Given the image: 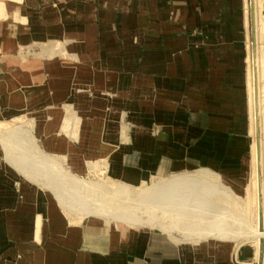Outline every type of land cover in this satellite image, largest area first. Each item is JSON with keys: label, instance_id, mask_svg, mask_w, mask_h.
I'll return each mask as SVG.
<instances>
[{"label": "crops", "instance_id": "0c3cea01", "mask_svg": "<svg viewBox=\"0 0 264 264\" xmlns=\"http://www.w3.org/2000/svg\"><path fill=\"white\" fill-rule=\"evenodd\" d=\"M3 15L0 50L12 55L37 46L35 55L43 59L32 60L30 71L38 80L52 72L58 101L77 82L108 93L109 108L104 103L84 120L79 145L63 139L62 148L52 145L57 134L51 132L47 150L67 154L77 168V156L101 158L102 172L132 184L192 171L202 183V170L230 185L246 178L248 0H3ZM60 41L74 56L79 45L85 61L46 52V43ZM11 79L0 80V113L32 99L26 81L14 86ZM61 113L56 109L50 118L54 128ZM55 200L37 183L14 178L0 160V264H256L251 243L214 228L221 238L200 237L189 212L182 229L169 233L94 217L75 220L77 214Z\"/></svg>", "mask_w": 264, "mask_h": 264}, {"label": "rangeland", "instance_id": "374dc122", "mask_svg": "<svg viewBox=\"0 0 264 264\" xmlns=\"http://www.w3.org/2000/svg\"><path fill=\"white\" fill-rule=\"evenodd\" d=\"M254 11L256 25V21L258 19H256V10ZM262 13L264 15V8ZM3 47H5V45H3ZM36 47L34 46L29 51L26 49H21L22 47H20L13 51L12 55L9 52L3 53L0 50V80L5 79L6 77H8V79L13 78L11 79L13 85H19V83L25 84L27 82L28 84L26 85H30L31 87L26 88L27 90L25 91L27 92L28 97L32 98L29 102V106L26 105L25 107L20 105L17 106L16 109L8 107L2 110L0 113V160H3L4 164L12 168L14 178L21 177L28 180L29 182L37 183L39 187L45 190V192H48L51 196H55V204L58 206V208L68 214H77V217L70 215L72 219L81 220L84 218L94 217L110 225L123 224L125 226H132L120 220V218H114L115 214L120 211L123 212L124 210L130 211L133 208H135V211L147 210L143 206L144 203L149 202L145 201L144 198L145 196L148 197L146 191L159 184L162 178H152L148 182L142 184H132L114 180L106 173L101 171L102 168L99 161L101 158H98L99 160L94 162V159L87 161L82 158L83 156H77V163L82 162V166L77 168L76 166L70 164L72 159H69L67 154L46 149L49 140V137H46V135H50L51 132L57 134L58 137L57 138L53 136L55 139L52 138V145L55 143L57 147L62 148L60 139L72 141L73 143L79 145L80 133L83 130L84 120L93 119L96 117L97 115L95 111L98 110V108L100 109L105 104L106 109L109 108L107 102L108 93L106 94V89H104V93H98L95 91V89H93L92 84H83V82L82 84H79L77 82V84L70 85L68 91L69 94L65 96V100H62L61 102L58 101L61 98H58V93L56 94V97L53 91L56 89V87L54 84V79L52 78V72L40 74L42 78L41 80H38V74L30 71V64L32 63V60L38 61L39 58L41 60L43 59L42 57L35 55V52L38 49V47ZM44 48L49 54L56 56L59 55L67 62L76 60V62L79 63L81 61H85L84 57L79 53V45L76 56L70 54L69 48L71 50V47H69V44H66L64 41L46 43ZM45 60L49 61L45 63V68H49V64H52L50 62L51 59ZM248 63V91L249 97H253L254 91L252 92L250 88L251 85H253V90L257 89V84L256 88L254 84H249L251 68L253 72L251 46L249 49ZM255 82H257L256 78ZM56 109L62 110V116L58 122V126L54 128L50 118L53 117L52 115ZM249 135L250 141H252L253 136L251 134ZM251 158L252 155H250L249 158L250 165L252 166ZM251 166L247 168L246 178H244V180L242 179V181L239 178H236L234 180V185H230L219 175H217L218 177H214L213 175L212 179L214 183L212 184L215 185L204 186L202 183L197 181L195 182L193 180L186 182L187 185L184 183L181 185V187L185 185L184 187L187 190L183 187L178 190L180 195H178L177 192L179 199L175 200L174 202V205L177 203V207H173L172 210H162L160 207L158 208L156 206L157 210L155 209L154 212H161L162 214H160L163 215V217L166 216V219L170 218V220L173 222L181 221L180 223L183 222L181 218L184 219L189 212L191 213V223L195 230H199L198 232L200 237L212 235L214 237L221 238V236L215 233L212 229L214 228L215 230H220L219 223L220 221H227L225 219L227 217L226 215H228V218H231L229 215L234 217L233 215L236 213L238 219L244 217L245 208L243 205L247 203V200H249L251 197L252 200L255 198L251 211L253 213V217H257V221H253V225L256 226L255 228H259L258 198H256L257 194H251V191H249V182L252 177ZM189 174L192 176H197L198 171H192L189 172ZM171 175L166 177H170ZM209 181H211V179ZM80 182L81 184H79ZM75 187H77V189ZM261 187L262 191L264 192V186L261 185ZM187 192L190 193V196L189 199L185 200ZM2 193L4 192L2 191ZM151 196L152 198L156 199L158 205L161 206L163 203H165L164 200H157L156 197L158 196ZM233 196L236 197L235 200L233 199ZM156 201L153 200L149 203L153 202L157 204ZM100 203H103L102 205H105V207L108 206L105 208V214L100 216L95 215V217L94 215H83L78 209L80 206H92L93 204L97 206L100 205ZM169 205L170 204L168 203V206ZM241 207L243 209H241ZM149 211L151 210L149 209ZM157 213L156 215H158ZM78 214L83 216H79ZM218 216L221 217L222 220ZM157 217L159 218L160 216ZM162 219H165V217ZM204 219L205 223L212 228L204 226ZM235 219L236 217L233 219V221H235ZM207 220L209 221L206 222ZM211 220H213V222ZM181 225L182 224H180V226ZM234 225L231 227L233 228ZM133 226L147 228V225L144 224H135ZM180 226H176L175 228L180 229ZM263 227L264 225L262 228ZM205 228L209 229L210 232L208 231L204 233ZM243 229L244 228L241 226H236L234 231H242ZM130 231L137 232L136 230L132 229H130ZM245 239L247 238H239L237 240L238 242L250 243V240ZM176 242L181 244V241ZM251 244H253L254 252L260 249V245L257 249V245L254 243V241L251 242ZM255 256V261L257 264L259 255L256 254Z\"/></svg>", "mask_w": 264, "mask_h": 264}, {"label": "bare ground", "instance_id": "6f19581e", "mask_svg": "<svg viewBox=\"0 0 264 264\" xmlns=\"http://www.w3.org/2000/svg\"><path fill=\"white\" fill-rule=\"evenodd\" d=\"M254 5H255V7H254ZM263 8H264V0H254V3H253V0H249L250 36H251V13H252V28H253V39H254L253 46H252V38H251V42H250L251 52H252L253 72H252V68H251V77L249 79V84H254L255 88H256V84H257V89L253 90V85H251V88H250L252 90V92L254 91V96L250 97V110H251L250 134L253 136V139L251 141V155H252L251 173H252V177H251L250 182H249L250 183V185H249L250 190L249 191H251V194H257L256 198H258V224H259V228H255L256 226L253 225L254 224L253 221H257V217H253V213L251 211L252 206L254 205V201H255V198H254V200H252L251 197H250L251 200L250 199L247 200V203L244 204V202H243V204H244L243 206L245 208V213L244 212H242V213H244V215H245L244 217H241L240 219H238L236 216L235 221H233L234 218L232 216L229 215V217H231L229 219L228 215H226L227 216L226 218L224 215V218L227 221L224 220L225 222L220 221V223H219L220 224V231L219 232L222 236L230 237L229 235H233V236L235 235L236 238H247L245 240H250V243L254 241V243L257 245V249L260 245V249L256 250V254L259 255L258 260H260V258H261L262 264H263V258H264V227L262 228V226L264 225V192L262 191V187H261V185L264 186V15L262 13ZM254 10H256V15H257L256 19H258L256 21V25H255V11ZM255 78H256L257 82H255ZM257 90H258V94H257ZM201 172L203 174H205V176H206L202 182V184L204 186L215 185V184H210L211 181L210 182L208 181L209 179L213 178V174H211L210 171L202 170ZM187 176L189 179L191 178V180H193V178H199L200 179V177L192 176L191 174H187V173H185L184 175L175 174V175H172L168 178L162 179L159 184L151 187L150 189H148L146 191V194L148 197H146L144 195L145 196L144 198H145V201H149V202H151L153 200L156 201V199L152 198V196H151V195H156V196H158V197H156L157 200L158 199L164 200L165 203H163V205H161V206L158 205L157 201H156L157 204H155L153 202L152 203L146 202L143 204V206L147 210H142V211L137 210L140 212L135 211V208H133L134 210L132 209L130 211L124 210L123 212L120 211V212L116 213L114 218H116V219L120 218V220H122L125 223L130 224L132 226L135 224H139V225L144 224V225H147L149 227H157V228L162 229V230L166 229L165 232H167L169 230V233H170L173 228H175L176 226H180V224H182V223H180L181 221L173 222L172 220H170V218H168L169 220L166 219L167 218L166 216H164L165 219H162V218H164L163 215H161L162 213L160 212L161 213L160 214L159 212L158 213L154 212V210L155 209L157 210V207L158 208L160 207V209H162V210H168V209L172 210L173 207L175 208L178 206V205L176 206L177 203L174 205V202H175V200L179 199L178 195H180V194H179L178 190H180L185 185H187V183H186L187 182L186 180L188 179ZM257 178H258V181H257ZM193 181H195V180H193ZM184 183H186V184L183 187H181V185H183ZM199 183H201V182H199ZM211 183H213V182H211ZM79 184H81V182ZM75 188L77 189V187H75ZM184 189H186V188L184 187ZM177 192H178V195H177ZM161 195L164 197L166 195L167 196L164 198ZM233 197H235V196H233ZM160 203H162V202H160ZM168 203L170 204L169 206H168ZM262 203H263V212H262ZM102 204L100 203V205H97V206L95 204H93L92 206H80L78 209L81 211V213L83 215H94V216L99 215L100 216V215L105 214V208L108 207L107 205H106L107 207H105V205H102ZM149 209L151 211H149ZM241 209H243V208L241 207ZM156 213L158 215H156ZM163 214H164V212H163ZM153 216H156V217H153ZM157 216H160V217L158 218ZM219 218L222 220L221 217H219ZM182 221H184V219ZM208 221L209 220H207L206 222H208ZM211 221L213 222V220H211ZM215 221H217V220H215ZM203 222H204V224H206L205 219ZM212 222H210V223H212ZM234 224L236 226H241L244 229L242 231H240L241 230L240 229V230H237L235 232L234 228L231 227ZM180 229H182V228H180ZM174 238L177 239L178 237L176 236ZM251 240H253V241H251ZM178 241H180V240L178 239Z\"/></svg>", "mask_w": 264, "mask_h": 264}, {"label": "clouds", "instance_id": "9594fccd", "mask_svg": "<svg viewBox=\"0 0 264 264\" xmlns=\"http://www.w3.org/2000/svg\"><path fill=\"white\" fill-rule=\"evenodd\" d=\"M7 19L5 15H3V0H0V20Z\"/></svg>", "mask_w": 264, "mask_h": 264}, {"label": "water", "instance_id": "95a60500", "mask_svg": "<svg viewBox=\"0 0 264 264\" xmlns=\"http://www.w3.org/2000/svg\"><path fill=\"white\" fill-rule=\"evenodd\" d=\"M251 38H252V46H253L254 39H253V28H252V13H251ZM257 264H262L261 258L260 260H258Z\"/></svg>", "mask_w": 264, "mask_h": 264}]
</instances>
